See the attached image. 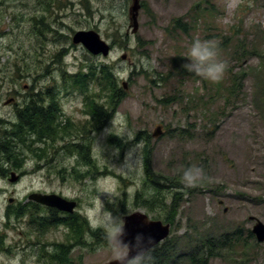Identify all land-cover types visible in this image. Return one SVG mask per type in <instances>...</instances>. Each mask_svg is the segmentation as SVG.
I'll return each mask as SVG.
<instances>
[{"label": "rangeland", "instance_id": "374dc122", "mask_svg": "<svg viewBox=\"0 0 264 264\" xmlns=\"http://www.w3.org/2000/svg\"><path fill=\"white\" fill-rule=\"evenodd\" d=\"M42 1L47 2L0 0V109L16 91L20 99L39 92V98L59 101L68 114L75 101L87 95L103 106L101 131L92 136L86 158L93 159L90 167L70 170L65 152L50 150L60 148V138L33 144L31 149H42L37 151L41 157L16 144L23 161L20 169L0 154V264L114 260L104 231L92 226L98 217L112 213L122 223L125 215L137 211L154 220L171 213L145 208L153 192L145 174L146 154L152 175L162 177L161 194L169 199L167 205L171 192L185 187L181 174L186 167L198 165L207 174L181 196L171 230L179 257L187 256L205 237L213 242L220 235L239 232L247 248L241 243L232 252L223 242L220 251L214 245L208 264H264V243L252 234L257 220L264 224V0H141L145 7L139 12L135 35L129 21L132 0H51L53 18L41 16L49 19L50 27L31 20ZM178 19L186 33L173 31ZM80 30L98 32L113 46L111 54L96 58L74 46L71 37ZM196 37L216 41L221 58L229 63L218 84L178 75ZM175 57L177 65L172 63ZM95 63L110 64L118 84H127L126 97L114 111L104 107L103 99L90 98L96 94L94 88L81 93L64 81V72L78 74ZM241 70L245 76L229 95L233 76ZM176 71L177 76L170 75L164 85L151 83ZM6 114L0 111V116ZM158 126L162 135L153 138ZM1 139L0 135V143ZM11 173L20 177L16 183H10ZM38 192L78 198L96 238L86 230L85 243H79L64 227H41L45 208L33 209L28 200ZM62 245L67 255L59 252Z\"/></svg>", "mask_w": 264, "mask_h": 264}, {"label": "trees", "instance_id": "16d2710c", "mask_svg": "<svg viewBox=\"0 0 264 264\" xmlns=\"http://www.w3.org/2000/svg\"><path fill=\"white\" fill-rule=\"evenodd\" d=\"M129 1V0H128ZM144 4H142V8H144ZM173 31H181L183 33H186V26L183 24L182 20L178 19L175 20L172 24ZM172 31V33H174ZM170 32V34H172ZM113 47V46H112ZM177 57V56H176ZM176 57L172 60V63L174 65H177L176 62H178V59ZM182 73L178 72V75L180 77L189 75H194L187 73L184 69H181ZM246 71L241 70L239 73L234 74L232 79L231 88L227 89V92L229 95L233 94L237 89V82H240L243 80L245 76ZM177 76V71L174 73H169L168 76H160V79L154 78L151 80V83L155 86L164 85L168 82V77L170 75ZM133 75V73L131 74ZM64 77L66 82L72 83L76 85L81 93L83 91L89 92L93 88L95 89L96 94L94 96H91L90 98H98L103 99L105 101L104 107L110 108L112 111H114L116 108L119 107V105L122 103V101L126 97V91L124 90V87L118 84L117 76L115 74L114 69L110 64L107 63H95V64H89L86 69L83 71H80L78 74H68L64 72ZM159 77V76H158ZM120 81V80H119ZM85 94V93H84ZM86 98L88 99L87 95ZM175 101L173 100L172 103ZM107 119V111H105L103 116V121ZM44 125H49V122H41ZM42 124V126H43ZM40 127V119L35 118L31 115V113L25 114L23 118H20V122L16 124L15 128L8 131L6 135H4V139L6 140L2 145H0V151L4 157L7 158L8 164L15 169H20L22 167V159H19V154L16 151V144H22L25 147L29 148L34 156L41 157V155L37 152L42 149H31L32 145L38 142H47L48 139H44L42 137H39L36 134V131ZM58 139V138H55ZM48 143V142H47ZM1 144V143H0ZM118 145H121L120 142H118ZM90 161L87 160V165L89 166ZM144 167H145V174L148 181H150L153 186V192L150 194L146 200V206L145 208L152 213H156V209L160 210H167L170 209L171 213L168 214V216L164 217L163 222L170 223L172 226L174 225L176 214L178 212V209L180 208V200L181 196L186 193L185 190H187L186 187L178 188L177 191H172L171 194L172 199L169 203V205L166 204V201H169L167 197L163 196L161 194V186L160 183H162V177L161 176H153L152 175V164H151V158L149 154H146L144 157ZM173 189V186H172ZM33 206V209H36L38 206L34 203H31ZM154 207V209H153ZM17 211H21L20 208L17 209ZM17 211H14V213H17ZM24 212V211H22ZM7 218L10 217V209L7 212ZM42 221L40 225H43L44 223L50 224L49 221L46 220V218H41ZM73 222V221H72ZM82 224L79 225V230H81L82 234L84 231L88 230L94 237H96V233L93 232L89 228V225L86 221L82 220ZM67 224V223H66ZM57 225V224H56ZM70 225V224H69ZM71 229H73V226L71 225ZM172 235V234H171ZM239 232H232L225 235H220L219 237H216L213 242L208 237H205L204 239L200 240L198 243H196L195 246L190 248V252L185 256V254L181 257L178 256L177 249V239H174V236H170L168 239H166L162 244L156 246L151 251L147 253L143 260V264H208V261L210 259L211 250L213 249V246L217 248L218 250H222V246H220L223 242L224 244H229V250L232 252L236 250L238 246L242 243L240 240ZM249 236L251 237V233H249ZM74 240H78L76 236L73 235ZM242 247L247 248L248 245L242 243ZM257 245V244H256ZM65 246L62 245L60 248L61 255H67L65 251L62 249ZM214 248V250H215ZM182 250V249H181ZM53 257V256H52Z\"/></svg>", "mask_w": 264, "mask_h": 264}, {"label": "flooded vegetation", "instance_id": "af4514ba", "mask_svg": "<svg viewBox=\"0 0 264 264\" xmlns=\"http://www.w3.org/2000/svg\"><path fill=\"white\" fill-rule=\"evenodd\" d=\"M54 6L55 3L51 0L39 2V5H36V7H38L35 11L36 14L31 18L32 22L35 24L42 23V25L50 27L49 19L44 20L41 16L47 14L50 18H53ZM35 93L36 94L33 96L36 97L31 99H20V94L16 91L15 96L3 102L0 111H6L7 114L0 116V135L2 137L0 145L5 142L4 135L8 133L9 129L15 128L16 124L20 122V118H23L25 114L31 113L33 117L40 119V127L36 131L39 137L44 139H61L60 142L62 144L60 148H50V150H56L58 154L64 151L66 156L65 160L71 162L70 166H68L70 170L74 168L80 169L84 166L88 167L86 158L87 153L92 150V136L94 133L101 131V126H99L98 123L102 118V104H99L98 100L78 99L75 101L76 103L72 105L71 111L67 114L59 101L57 102L53 98L52 100L39 98V92ZM75 114H77L76 117ZM41 122H49V125L45 126ZM5 124L9 126H5ZM0 154H2L1 151ZM68 154L70 155L69 157ZM54 157H56V155H54ZM92 160L93 159L90 158L89 167L92 164ZM88 173L87 171L85 175H88ZM73 201H75L76 207L75 212L72 214L36 204L40 209L45 208L41 217H43V215L52 217L49 221L50 224L44 223L41 227H49L53 224H57L58 228L64 227L66 231L69 230L70 235L76 236L78 238L76 241L85 243L84 233H86V231L82 234L81 230H79V225L82 224V220H86V218H84L85 215L81 212V203L79 199L76 198ZM71 225L73 229H71ZM90 234L92 235V233ZM1 237L0 235V239ZM86 242L88 241L86 240Z\"/></svg>", "mask_w": 264, "mask_h": 264}, {"label": "clouds", "instance_id": "9594fccd", "mask_svg": "<svg viewBox=\"0 0 264 264\" xmlns=\"http://www.w3.org/2000/svg\"><path fill=\"white\" fill-rule=\"evenodd\" d=\"M184 59L186 62L181 67L187 73L213 84L223 81L229 69L228 61L221 58L219 45L212 39L194 38ZM181 176L185 187L196 186L207 178L205 170L198 165L186 167ZM92 226L104 231L107 247L114 255V264H143L148 250L136 247L137 241L143 242V234L138 233L132 240H128L126 224L119 222L112 213L102 214ZM125 249H128L126 255H116Z\"/></svg>", "mask_w": 264, "mask_h": 264}, {"label": "water", "instance_id": "95a60500", "mask_svg": "<svg viewBox=\"0 0 264 264\" xmlns=\"http://www.w3.org/2000/svg\"><path fill=\"white\" fill-rule=\"evenodd\" d=\"M141 10V0H132L129 8V21L132 34H136L139 30L138 16ZM73 45H82L91 55L108 57L111 54L112 46L104 40L101 35L94 30H81L74 34L72 38ZM122 60L127 59V55H123ZM127 88V84H123ZM162 135V127L159 126L153 133V138H158ZM20 177L16 173H11L10 183H16ZM29 200L50 208H55L60 211L72 214L76 207L75 202L64 199L56 194L33 193L29 195ZM122 223L126 224L127 239L132 240L138 233L143 234V242L137 241V249L146 248L151 251L153 248L161 244L171 235V224L164 223L161 220H152L149 215L144 212L137 211L126 215L122 219ZM252 233L256 237L258 243H264V224L256 221L252 228ZM127 254L128 249H125ZM108 264H114V260Z\"/></svg>", "mask_w": 264, "mask_h": 264}, {"label": "bare ground", "instance_id": "6f19581e", "mask_svg": "<svg viewBox=\"0 0 264 264\" xmlns=\"http://www.w3.org/2000/svg\"><path fill=\"white\" fill-rule=\"evenodd\" d=\"M46 126V125H45ZM48 129V128H47ZM49 130V129H48Z\"/></svg>", "mask_w": 264, "mask_h": 264}]
</instances>
